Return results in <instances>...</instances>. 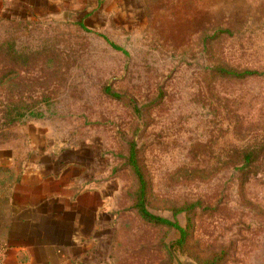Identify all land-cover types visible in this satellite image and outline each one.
Wrapping results in <instances>:
<instances>
[{"label":"rangeland","instance_id":"obj_1","mask_svg":"<svg viewBox=\"0 0 264 264\" xmlns=\"http://www.w3.org/2000/svg\"><path fill=\"white\" fill-rule=\"evenodd\" d=\"M102 10L84 25L77 16L4 22L2 39L24 51L19 60L2 53L0 148L55 158L77 190H90L91 264H202L222 250V264H264V168L245 181L231 164L236 149L264 142V0ZM218 65L259 75L221 77ZM17 97L43 116L6 125L3 103ZM132 142L148 209L193 222L190 255L172 248L179 230L150 225L134 208Z\"/></svg>","mask_w":264,"mask_h":264},{"label":"crops","instance_id":"obj_2","mask_svg":"<svg viewBox=\"0 0 264 264\" xmlns=\"http://www.w3.org/2000/svg\"><path fill=\"white\" fill-rule=\"evenodd\" d=\"M145 1L0 0V19L77 16L85 22L92 10L103 11V4ZM12 151V147L0 148L2 264H91L92 208L89 200L84 202L90 190H77L70 171L55 158Z\"/></svg>","mask_w":264,"mask_h":264},{"label":"trees","instance_id":"obj_3","mask_svg":"<svg viewBox=\"0 0 264 264\" xmlns=\"http://www.w3.org/2000/svg\"><path fill=\"white\" fill-rule=\"evenodd\" d=\"M4 22H10L5 19H0V63L3 59L2 53L6 52L9 54L10 52H16L17 55L15 58L19 60V53L24 51L20 48L15 41L2 39V35L4 30L3 24ZM81 25H84L83 20L80 21ZM83 22V23H82ZM3 30V31H2ZM15 71L11 70V74L17 73V67H20L19 64L15 65ZM216 72L221 77H233L235 79H243L246 77H252L259 75L257 70L251 69H242L239 70L234 67H228L225 65H218L216 67ZM2 75H6L3 74ZM4 83V78L0 79V85ZM33 105L25 104L22 98H10L3 103L2 119L6 125H13L16 122L23 120L25 117L33 116L35 118H39L43 116L42 112H34L32 111ZM32 111V112H30ZM135 142H132L130 145V155H129V163L133 168L134 173L137 176L138 186L134 193V208H136L137 212L141 216V218L148 224L154 225L157 227H170L175 228L180 231V237L172 244V248L181 252L182 254L190 255V238L192 236V229L194 228L193 222L190 220L187 222L185 226H181L178 221H172L168 218L156 215L152 213L147 205H148V190L149 183L144 174L143 168L141 167L139 160L137 158V150H136ZM238 160L233 161L231 164H234L239 172L242 173V176H245V180L247 179L248 174H255L257 169L256 167L260 164L263 165L264 161L261 162L260 157L264 154V142L255 145H247L240 149H236L235 151ZM264 172V170H263ZM200 205V202H195L194 204H185L184 206L175 209V215L178 213L186 211L192 212L194 208ZM228 252L227 250H222L218 253H213L209 256L201 255L200 259L197 258L202 264H222L227 258Z\"/></svg>","mask_w":264,"mask_h":264},{"label":"built area","instance_id":"obj_4","mask_svg":"<svg viewBox=\"0 0 264 264\" xmlns=\"http://www.w3.org/2000/svg\"><path fill=\"white\" fill-rule=\"evenodd\" d=\"M0 264H2V257H1V255H0Z\"/></svg>","mask_w":264,"mask_h":264}]
</instances>
